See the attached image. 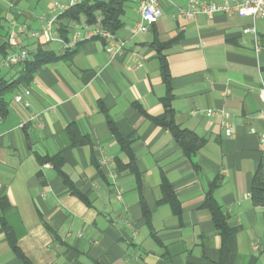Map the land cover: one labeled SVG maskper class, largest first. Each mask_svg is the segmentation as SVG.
<instances>
[{"label":"crops","instance_id":"obj_1","mask_svg":"<svg viewBox=\"0 0 264 264\" xmlns=\"http://www.w3.org/2000/svg\"><path fill=\"white\" fill-rule=\"evenodd\" d=\"M69 1L0 0L7 53L43 47L57 56L5 96L0 264H25L2 217L30 264H220L224 246L227 264H264V204L252 198L253 178L264 171V17L187 19L179 9L189 0H157L159 20L134 35L142 0H127L115 33L126 48L112 57L103 38L67 49L31 36L43 15ZM65 12L56 31L68 26L70 39L86 20ZM252 25L258 41L244 32ZM21 28L12 47L9 35ZM2 57L0 77L16 79L20 68ZM166 102L182 129L205 140L191 157L155 121ZM210 192L232 230L225 242Z\"/></svg>","mask_w":264,"mask_h":264},{"label":"trees","instance_id":"obj_2","mask_svg":"<svg viewBox=\"0 0 264 264\" xmlns=\"http://www.w3.org/2000/svg\"><path fill=\"white\" fill-rule=\"evenodd\" d=\"M126 1L127 0H84L78 5L73 6L68 11H66L63 16H66L69 19L78 22H80L81 17L84 16L87 23H95L97 21V17L101 15L103 27L109 29L113 33H116L123 24V7ZM60 31L62 37L68 39V26H61ZM8 48L9 45L0 46V54L2 56L6 55L8 52ZM56 58L57 56L53 51H49L44 49L43 47H39L35 53L32 54L31 52L28 60L17 65L20 69L16 79H7L5 77H0V116H5L9 111L8 102L5 97L6 94L21 85L30 84L37 69L44 63ZM161 68L166 79L169 78L167 65L165 63H162ZM165 106V113L162 116L156 117L155 121L158 124L170 129L187 155L189 157L193 156L204 145V138L199 137L194 132L188 129H182L175 121L174 110L171 107V104L169 102H166ZM118 138L122 142L125 141V139L121 136H118ZM164 185L169 187V184ZM252 198L256 205L264 204V171L261 168L256 172L253 178ZM207 205L212 210L216 225L221 230V234L225 242L232 230L228 227L222 209L213 198L211 192L208 194ZM1 220L3 226L9 234V238L14 250L23 258L25 264H30L28 259L25 258L18 250L13 232L6 223L5 218L2 217ZM225 257H227L226 246L223 247V259L220 264H227L225 261Z\"/></svg>","mask_w":264,"mask_h":264},{"label":"built area","instance_id":"obj_3","mask_svg":"<svg viewBox=\"0 0 264 264\" xmlns=\"http://www.w3.org/2000/svg\"><path fill=\"white\" fill-rule=\"evenodd\" d=\"M82 1L84 0H70L68 5H57V7L61 9L60 13H63L68 11L73 6L78 5ZM139 10L140 19L132 28V33L134 35L148 31L150 25L156 23L160 18V10L157 0H142L140 2ZM60 13L43 15L41 17L40 29L32 31L31 36L39 38L43 35L46 37L47 41L59 42L63 48L67 49L74 47L80 41L92 38H103L106 40V51L109 52L112 57L121 55L125 50L126 42L118 38L116 34L109 29L103 27L102 17H98L95 23L84 22L82 24H75L73 26L71 38L65 39L56 31V24ZM219 13L225 15H237L242 18L249 17L253 19L264 17V0H223L220 3L207 0H189L186 7L179 9V15L187 19H191L199 14L214 16ZM25 30L26 28L15 29L10 33L8 41L12 47L19 46L18 35ZM244 32L251 34L258 41V31L254 25L246 27ZM29 57L30 53L27 49L14 50L2 57L1 64L4 66H15L25 62L29 59ZM262 94L264 95V88L262 89ZM22 99V95H18L16 98L17 101ZM25 105L28 106L29 103L26 101ZM207 113L208 115H213L215 111L209 109ZM221 115L224 118L223 124L225 126L226 133L227 135H231L232 129L229 123L230 115L224 111H222ZM261 138L262 142H264V133Z\"/></svg>","mask_w":264,"mask_h":264}]
</instances>
